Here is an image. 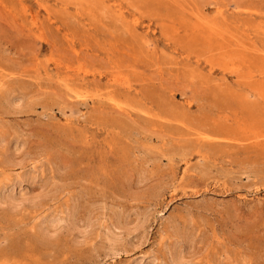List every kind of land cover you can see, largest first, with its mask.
Masks as SVG:
<instances>
[{"label": "rangeland", "instance_id": "rangeland-1", "mask_svg": "<svg viewBox=\"0 0 264 264\" xmlns=\"http://www.w3.org/2000/svg\"><path fill=\"white\" fill-rule=\"evenodd\" d=\"M0 264H264V0H0Z\"/></svg>", "mask_w": 264, "mask_h": 264}, {"label": "bare ground", "instance_id": "bare-ground-1", "mask_svg": "<svg viewBox=\"0 0 264 264\" xmlns=\"http://www.w3.org/2000/svg\"><path fill=\"white\" fill-rule=\"evenodd\" d=\"M211 33H212V32H211ZM9 191H11V190L8 189L7 192H9ZM9 193H13V192H9ZM9 193H6V194H9ZM5 196H6V195H5ZM9 196H11V195H9ZM10 198H11V197H9V199H10ZM6 200H8V197H7ZM11 200H12V199H11ZM12 201H13V200H12ZM58 217H59V216H57V218H55V217L53 216L52 219L50 218V219H51V226H49L50 224L48 225L50 228L52 227L53 224H54V228L57 227V225H58L60 222H63V223L66 222V224H67V221L69 220V219H67V221H66V217H65V221H64V219H63V221H61V220H62V217H59L60 219H58ZM53 218H54V219H53ZM59 220H60V222H58ZM68 222H69V221H68ZM70 222H71V221H70ZM55 223H58V224H56V226H55ZM61 225H62V224H61ZM59 226H60V225H59ZM52 228H53V227H52ZM58 228H59V227H58ZM83 231H84V230H83ZM113 235H114V234H113ZM117 235H118V234H117ZM114 236H115V235H114ZM115 237H116V236H115Z\"/></svg>", "mask_w": 264, "mask_h": 264}]
</instances>
